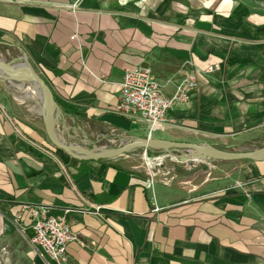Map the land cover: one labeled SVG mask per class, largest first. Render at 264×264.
Masks as SVG:
<instances>
[{
    "label": "crops",
    "instance_id": "1",
    "mask_svg": "<svg viewBox=\"0 0 264 264\" xmlns=\"http://www.w3.org/2000/svg\"><path fill=\"white\" fill-rule=\"evenodd\" d=\"M0 53L27 54L69 141L148 138L116 112L126 70L147 66L165 97L198 83L153 139L264 148V0H0ZM167 162L148 187L129 166L74 159L50 142L38 91L0 83V240L23 233L26 205L70 210L78 238L63 261L31 249L30 264H264V159Z\"/></svg>",
    "mask_w": 264,
    "mask_h": 264
},
{
    "label": "built area",
    "instance_id": "2",
    "mask_svg": "<svg viewBox=\"0 0 264 264\" xmlns=\"http://www.w3.org/2000/svg\"><path fill=\"white\" fill-rule=\"evenodd\" d=\"M72 40L79 41L78 33H75ZM101 82H106V77L99 78ZM120 88L119 104L116 112L122 117L143 122L148 125L149 135L152 134L168 123V113L176 105L187 103L190 101L193 93L198 89V83L194 76L188 75L181 84L177 87L175 94L171 97H165L161 93V87L150 67H138L127 69L123 80L118 84ZM83 139L80 142L74 141L73 144L87 148H117L131 141L132 138H127L111 133H91L86 129ZM88 134V135H87ZM90 135L99 134L100 137L107 140L105 137L112 135L114 138L108 140L111 145H98L93 140H90ZM126 139H129L126 140ZM97 141L101 138L96 139ZM104 141V140H103ZM147 151L144 157L149 160ZM186 154V155H185ZM128 157V156H126ZM170 155H163L154 158L156 166H160L164 161H167ZM188 159L187 165L200 162L188 151H183V155ZM119 160V159H117ZM176 163L183 164L179 158L174 159ZM155 167V166H153ZM167 167H164L163 173L167 175ZM162 173V174H163ZM160 174V175H162ZM148 187L154 186L157 181L158 173L149 170L147 172ZM163 182L168 184L170 180L164 178ZM96 213H101V207H95ZM30 211V220L28 225L24 226L22 232L29 233V243L31 248L36 252L37 256L56 262L63 261L69 245L77 241V236L71 231L70 224L67 219V214L70 210H66L61 216H56L51 212V208L46 206H29L26 205L24 210Z\"/></svg>",
    "mask_w": 264,
    "mask_h": 264
},
{
    "label": "water",
    "instance_id": "3",
    "mask_svg": "<svg viewBox=\"0 0 264 264\" xmlns=\"http://www.w3.org/2000/svg\"><path fill=\"white\" fill-rule=\"evenodd\" d=\"M16 69L15 73H9L8 69ZM0 83H19L30 85L36 91L41 101V115L44 119L45 130L50 142L58 149L64 151L70 157L80 161L117 160L130 155L137 150H153L161 152L188 151L197 160L238 161V160H262L264 148L257 151H227L209 144L175 142L153 138H132L130 142L117 148H87L64 140L58 131L60 108L54 95L45 80L35 71L27 54L22 53L10 63L0 61Z\"/></svg>",
    "mask_w": 264,
    "mask_h": 264
},
{
    "label": "rangeland",
    "instance_id": "4",
    "mask_svg": "<svg viewBox=\"0 0 264 264\" xmlns=\"http://www.w3.org/2000/svg\"><path fill=\"white\" fill-rule=\"evenodd\" d=\"M20 57L21 56L16 57V58H20ZM0 58H1L0 60H3L7 63H10L11 61L16 59L15 54H8V53H0ZM58 131H59L60 136L64 140H66L69 143L74 142V140L72 141L68 140V136H67L68 133L66 132L63 133L60 127H58ZM88 131L90 132V129H88ZM94 133H97V131H94ZM89 136H90V140H93L98 145H111L108 143V140L111 138H114L112 135L106 136L105 138L107 140L100 137L99 134H94V135L89 134ZM99 138H101V140L97 141L96 139H99ZM126 140L129 141V139H126ZM144 154H145V151L137 150L131 153L130 155H128V157H123V158H120L119 160H111V161H113L114 163L121 164L123 166H129L134 170L141 171L144 175L146 174V176H148L147 172L149 170H152L153 172L155 170V172L158 173L157 179L162 176L160 174L163 173L162 169H164V167H167V168L171 167V164L167 161L174 160L177 157L183 162V164L181 163L182 165H187V163L189 162L187 158L180 157L183 155V150L160 152L159 154H156L153 156L147 154L149 160L145 159ZM165 154L170 155V157H168L167 161H164L162 165L156 166V163H154L153 159L157 157H161ZM198 163H196L195 165H197ZM191 166H194V165L189 164V167ZM29 237H30L29 233L24 234L21 232L20 233L16 232V234H13L11 238L1 239L0 240V264H30V260L28 257V251L31 250L32 248H30L31 246L29 243Z\"/></svg>",
    "mask_w": 264,
    "mask_h": 264
},
{
    "label": "trees",
    "instance_id": "5",
    "mask_svg": "<svg viewBox=\"0 0 264 264\" xmlns=\"http://www.w3.org/2000/svg\"><path fill=\"white\" fill-rule=\"evenodd\" d=\"M161 151H153V150H148L147 153L148 155H156L159 154ZM100 161H106V160H100Z\"/></svg>",
    "mask_w": 264,
    "mask_h": 264
},
{
    "label": "bare ground",
    "instance_id": "6",
    "mask_svg": "<svg viewBox=\"0 0 264 264\" xmlns=\"http://www.w3.org/2000/svg\"><path fill=\"white\" fill-rule=\"evenodd\" d=\"M1 59V58H0ZM1 61V60H0ZM3 63H5V61H1ZM9 73H15L16 69H14L13 67L11 69H8ZM14 86V85H13Z\"/></svg>",
    "mask_w": 264,
    "mask_h": 264
}]
</instances>
